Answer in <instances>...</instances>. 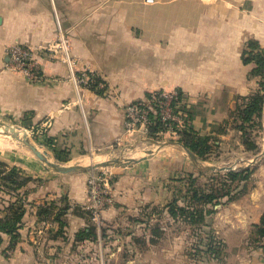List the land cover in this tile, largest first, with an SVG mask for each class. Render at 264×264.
I'll use <instances>...</instances> for the list:
<instances>
[{
	"label": "crops",
	"instance_id": "obj_1",
	"mask_svg": "<svg viewBox=\"0 0 264 264\" xmlns=\"http://www.w3.org/2000/svg\"><path fill=\"white\" fill-rule=\"evenodd\" d=\"M56 15L71 43L75 75L102 79L103 95L85 85L76 87L70 67L59 55L41 49L58 38ZM251 39L264 48V0H155L152 4L145 0H0V115L25 125L46 126L43 132L50 143L41 151L53 159L55 151H66L72 159L66 164L94 154L127 157L138 134L126 131V106L150 93L180 90L192 127L203 138L214 135L224 142L228 133L216 130L228 119L236 100L258 87L259 79L250 77L255 63H245L242 56ZM15 43L36 50L39 80L30 81L7 68V50ZM157 143L161 146L149 156L131 158L114 171L112 219L125 208L132 211L167 203L173 181L194 171L180 145ZM0 161L32 178L23 189L26 213L17 246L10 248V237L0 233V264H68L66 255L72 253L75 234L87 227L85 220L69 209L68 228L58 233L57 211L46 220L38 215L39 209L53 203L62 208L85 205L86 175L53 171L20 141L1 144ZM263 175L261 165L255 175L258 183L264 182ZM262 185V192L257 188L260 197L252 192L240 201L245 203L235 215L240 224L228 227V217L234 214L228 205L219 213L221 219L215 218L219 234L228 238V232L247 233L249 225L260 222ZM9 203L8 199L0 202V219ZM241 246L231 254L249 252ZM164 250L151 248L154 253ZM255 261L264 264V249L257 250Z\"/></svg>",
	"mask_w": 264,
	"mask_h": 264
},
{
	"label": "rangeland",
	"instance_id": "obj_2",
	"mask_svg": "<svg viewBox=\"0 0 264 264\" xmlns=\"http://www.w3.org/2000/svg\"><path fill=\"white\" fill-rule=\"evenodd\" d=\"M61 27L65 32L63 23H61ZM257 78L260 81L261 78ZM94 79L95 80L91 81L90 85L97 84V89L105 91L106 84L104 81L96 77ZM235 106L236 105H234V108ZM229 120L230 124H228V126H224V123H222V125L216 130L217 132H219L220 129L223 130L221 133L217 134L228 133V140L224 142L220 140V143L217 147L213 145V151L204 160L199 159L196 156L200 161V167H216L224 168V170L207 171L204 172L206 174L201 175L199 174L198 167L195 164H192L195 165L194 171L192 170V172L184 173L183 176L176 180L177 182H175V180L173 181L172 186L174 190L172 189V194L170 196L171 198L165 204L145 205L140 207L138 210L132 211H129L127 208H125L120 210L119 214H117L118 218L112 219V216H110L109 213L111 207L114 204V171L117 167H100L88 171L73 172L86 175L87 191L88 181L92 175H100L103 177L105 180H103L102 184H104V189L108 193L107 196L105 195V197L109 198L111 201H108L105 209L103 210L100 227H98V225L92 221L91 215L86 208L87 204L90 202L89 195L87 196V203L83 206L74 204L72 207L68 204L62 208L55 205L54 203L45 206L48 209V213L42 212V215L47 217L46 220H49L56 211H59V209L63 210V213L60 216V219L66 223L63 227V233L65 232L66 226L68 228V223L65 219H67L66 216L68 214V210L71 209L69 211L72 215L82 217L87 224V227L80 229L78 232L83 229L91 228L97 234V239H86L81 241L77 239V232L74 237L71 251L72 253L69 256L66 255V257L69 258L67 263L116 264L117 262L119 264H224L228 262V264H256L255 260L257 250L260 248L264 249V247L258 248L257 246L261 244H258V242L253 240L256 237L254 233L256 230L254 225L257 223L249 225L247 233H244L242 230L236 231L234 233L228 232L227 238L225 234H219L217 232L215 227V218L219 215V218L221 219V215L219 213L228 205V211L230 210L232 213L234 212L233 216L228 217V227H231L232 224L234 225V223L240 224V220H238L239 217L235 216L237 213H241L242 208H244L245 203L240 201L246 197H249L248 195H250L252 192H255L257 197H260L259 193L263 191L262 184H264V182L258 183V177L255 175L258 171V168L261 165H264V114L263 119L254 117L253 122L250 124L248 123L246 126L247 136L250 140L249 145H256L258 148L255 150H249L242 141V132L236 128L239 120H234L233 118H230ZM0 122L15 126L19 130L25 129L28 132L27 135L22 132L16 138L11 134L4 133L3 129L0 128V145H16L17 141H20L22 144H24L20 139L27 138L30 144L36 146L40 151L41 149L44 150L49 147L50 140L46 136V133L43 132L44 129H46V126L41 125L42 127H38L25 125L19 123V121L17 122V120L13 118L7 117L6 115H0ZM37 129H40V132H38ZM137 134L138 141L136 145L133 146V149L126 151L127 157H125L123 154L121 157L116 154L114 156L105 155L106 157L102 154H94V156L89 155L87 157L73 161L72 164H66L65 161L57 159L56 157H54V159L48 157V159L50 162L62 166L76 165L83 161L94 164L117 158L127 161L135 157L149 156L154 152V150L161 146V144L157 143V141H165L166 143L179 142V137L172 138L171 136H165L164 134H156L154 137H151L148 133L146 134L138 132ZM24 146H26L28 150L30 149L31 153L38 160L44 163L36 156V154L28 145L24 144ZM70 160L72 159L70 158ZM44 164L48 168L52 169L46 163ZM8 166L9 168H12L9 164ZM246 168L252 169L251 179L247 182L246 186L238 187L237 183L232 184V188L236 186L234 190L235 192L233 194L234 199L230 200L229 197L222 198L221 201L214 206L209 204L203 207L199 204V206L203 209L213 208L214 210L210 215L207 216L208 225L204 226V224L198 225L189 223L186 219H184V216L174 217L170 214L169 209L166 207V205L170 203L173 198L178 197L180 199L179 203L181 205H184L188 202L190 204V210L194 209L195 205H197L196 203L198 202L189 200V198L184 201L181 198L187 192V183L189 182V175L191 174L195 176V185L202 187L204 190H210V188H212V184H215L217 187H224L223 182H225L227 179L226 173L231 169L243 170ZM52 170L55 171L54 169ZM210 172L216 173L214 174ZM30 182H32V178ZM28 184L29 182L25 185V187ZM257 188L260 190L259 193ZM23 189L21 193L25 199L26 194L23 193ZM5 190L8 193H6ZM15 196V192H11L10 190L8 191L7 189L2 188L0 192V202L6 201V199L11 202V199ZM199 202L202 203L200 200ZM232 203H236L238 205L236 207H232ZM209 232H212L215 235V242L218 241V244L216 245L219 247L218 251L221 252V254H219V259L218 257L213 258V255L210 254H195V245L199 243L200 239H203V241L206 242L204 239H206L207 233ZM242 232L246 235L243 236L241 234ZM68 239L69 238H63V240H66V242H68ZM85 241H88V247H81L80 244ZM204 242L202 247H206ZM241 245H245L249 252H245V254L244 252H238V254L234 255L231 254V251L233 250H240L242 247ZM155 247H164L165 250L162 253H154L151 251V248ZM157 251L160 250L157 249Z\"/></svg>",
	"mask_w": 264,
	"mask_h": 264
},
{
	"label": "trees",
	"instance_id": "obj_3",
	"mask_svg": "<svg viewBox=\"0 0 264 264\" xmlns=\"http://www.w3.org/2000/svg\"><path fill=\"white\" fill-rule=\"evenodd\" d=\"M243 61L245 63H255V67L252 70L250 77H259L261 78L259 81V86L256 90L252 91L249 95L245 97H239L236 100V106L233 108L228 116V119L224 121V126H228L230 124V118L234 120H239L237 123V129L242 132V141L246 145L249 150H255L258 147L256 145H249V137L247 136L246 126L249 123H252L254 117L259 119H263L264 114V48L260 46V44L256 40H249L243 49L242 52ZM90 89L98 93L99 95H103L104 91L97 89V84L90 85ZM177 93L180 96V99H184L183 93L180 90H177ZM151 94H148L146 97L149 98ZM184 112L187 114V117L184 121L182 127L178 129L179 134V142L182 143L186 148H188L195 156L199 159L207 158L210 153L213 151V145L218 146V142H220L218 137L208 136L203 138L200 134L192 127L190 122V112L186 104L183 105ZM163 128L161 119L159 115L150 113L149 114V126H148V134L151 137L158 135V132ZM223 130L220 129L221 133ZM246 136V137H245ZM55 157L57 159L68 162L70 160V155L66 151L60 150L55 151ZM216 173V172H210ZM199 174H206L204 172H199ZM252 169L246 168L243 170H230L226 173L227 179L223 182L224 187H217L215 184H212V188L204 190L202 187L195 185L194 175H189V182L187 183L188 189L184 196L181 198L186 201L194 200L198 203L195 205L193 210H190V204L187 202L184 205L179 203L180 199L178 197L173 198V200L166 205L169 209V212L174 217L184 216L189 223L192 224H204L207 223V216L210 215L214 210L211 209H203L200 206H207L209 204L216 205L218 204L222 198L234 199L233 194L236 186L232 188V184L237 183V186H246L247 182L251 179ZM31 181V177L25 175L21 170L9 168L8 164L0 161V192L1 189H7L11 192L16 193V199L13 202L9 203V206L6 209V214L0 219V233L6 234L10 237V248H15L20 238L19 230L22 227V221L24 215L26 213V203L24 196L22 195V189L25 185ZM222 184V183H221ZM220 185V186H223ZM6 191V190H5ZM6 193H8L6 191ZM10 194V193H9ZM1 198V197H0ZM199 200L202 202L200 203ZM200 204V206H199ZM200 207V208H199ZM43 213H48V209L46 207H40L39 215L41 216ZM63 210L60 209L56 215L54 220L59 222L60 229L58 233L63 232V227L65 226V221L60 219ZM49 217V216H48ZM44 218H47L44 216ZM43 219V218H42ZM255 227V235L256 239L253 240L258 242L257 247H264V214L261 217L259 223L254 225ZM78 240H86V239H97L96 232L91 229H83L77 234ZM251 239V238H250ZM200 239L199 243L195 245V254H210L213 255V258L219 259L220 251H218V241L215 242L216 237L212 232L207 233L206 239ZM3 238L0 235V244L2 243ZM201 242V245H200ZM204 245L206 247H202ZM221 245V243H220Z\"/></svg>",
	"mask_w": 264,
	"mask_h": 264
},
{
	"label": "built area",
	"instance_id": "obj_4",
	"mask_svg": "<svg viewBox=\"0 0 264 264\" xmlns=\"http://www.w3.org/2000/svg\"><path fill=\"white\" fill-rule=\"evenodd\" d=\"M145 2L152 4L155 0H145ZM56 18L58 24V38L56 42L50 43L41 49L59 55V58L70 67L76 87L81 85L90 87V83L95 80V77H90L86 73L80 77L75 75L71 43L68 35H66L62 29L57 15ZM7 54L9 57L7 68L10 71L21 73L30 81H36L41 78V72L36 59V50L34 48L15 43L8 48ZM150 94L151 96L149 98L130 103L126 106L127 133L132 135L138 132L147 134L149 114L153 113L159 115L163 126L158 132V135H169L172 138L179 137L178 129L184 124L187 114L184 112V102L180 99L177 91H157ZM37 130L40 132V129ZM103 180L105 179L100 175H92L88 181L90 202L87 204L86 208L91 215L92 221L96 223L98 227H100L101 224L103 210L108 201H111L109 198L105 197L108 193L104 189V184H102Z\"/></svg>",
	"mask_w": 264,
	"mask_h": 264
},
{
	"label": "water",
	"instance_id": "obj_5",
	"mask_svg": "<svg viewBox=\"0 0 264 264\" xmlns=\"http://www.w3.org/2000/svg\"><path fill=\"white\" fill-rule=\"evenodd\" d=\"M0 128L3 129L4 133L11 134L13 137H18L20 133H24L27 135V131L25 129L19 130L15 126L7 125L2 122H0ZM24 144L28 145L32 151L36 154V156L41 159L44 163H46L48 166H50L52 169H54L56 172L67 174V173H73L77 171H88L100 167H122L124 165H127L131 160L122 161V159H110L108 161H101L98 163L90 164L86 161H83L81 163H78L76 165H69V166H62L56 163H52L48 159V155L45 152H41L36 146L31 145L29 140L26 139H20ZM164 145H180L185 152L189 155L192 162L198 167V170L200 172H207V171H221L224 170V168H216V167H200L199 166V159L188 149L186 148L182 143L180 142H173V143H164ZM134 161V160H132ZM233 170V169H231Z\"/></svg>",
	"mask_w": 264,
	"mask_h": 264
},
{
	"label": "bare ground",
	"instance_id": "obj_6",
	"mask_svg": "<svg viewBox=\"0 0 264 264\" xmlns=\"http://www.w3.org/2000/svg\"><path fill=\"white\" fill-rule=\"evenodd\" d=\"M11 150V149H10Z\"/></svg>",
	"mask_w": 264,
	"mask_h": 264
}]
</instances>
